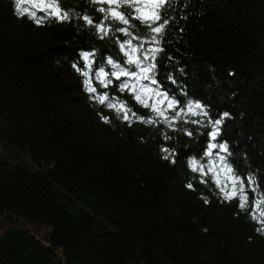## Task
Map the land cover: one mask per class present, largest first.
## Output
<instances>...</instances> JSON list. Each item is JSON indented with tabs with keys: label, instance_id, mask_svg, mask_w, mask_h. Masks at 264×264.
I'll return each mask as SVG.
<instances>
[{
	"label": "trees",
	"instance_id": "trees-1",
	"mask_svg": "<svg viewBox=\"0 0 264 264\" xmlns=\"http://www.w3.org/2000/svg\"><path fill=\"white\" fill-rule=\"evenodd\" d=\"M14 3L0 0V264H264V0H171L154 24L133 20L140 66H154L141 83L167 97L147 103L164 100V116L95 78L115 70L108 55L139 71L119 51L128 36L98 39L75 18L37 27ZM62 4L101 19L86 0ZM80 51L93 53L95 93L71 67L87 70ZM105 92L129 120L98 103ZM211 144L228 150L205 155Z\"/></svg>",
	"mask_w": 264,
	"mask_h": 264
},
{
	"label": "clouds",
	"instance_id": "clouds-1",
	"mask_svg": "<svg viewBox=\"0 0 264 264\" xmlns=\"http://www.w3.org/2000/svg\"><path fill=\"white\" fill-rule=\"evenodd\" d=\"M24 2L31 5L32 8L40 10L46 15H38L37 11L35 10H30L28 7H21L22 3ZM170 2L171 0H86V3L89 6V8L94 9L96 13H99L101 15V19H99V21H97L94 15L90 14L88 10L81 12L75 8L64 9L62 0H15L14 7L16 9V14L20 18H23L24 15L27 14L28 20L32 21L37 27L44 26L46 23H51L53 19L59 22H68L73 18H75L76 20H82L84 28L90 31L98 39L103 40L105 38H110L111 36H115L116 33H123L126 36H128L129 39L125 40L122 43H119V51L125 52L126 47L129 48L130 52H125V55L127 56V65H134L136 68L139 69V71H135L130 67L117 64V62L115 61L112 55H108L106 57V62L108 65H111L113 69H114L113 67L114 65H118L119 66L118 71L122 74L127 73L128 74L127 77L136 78L135 84H131L128 81H124L123 83L120 84L119 89L121 92H124L125 90H129L132 93L133 99L135 101H136V96L138 95L140 97V100L136 102L142 105L143 107L148 108L151 106H145V102L147 101L149 92L145 90L148 89L150 86L146 83H141V81L145 79H152L151 77H149L148 71H144V69H153L154 66L152 64H148L147 67L140 66L142 61L140 60L139 57L135 55L138 49L137 46H134L132 43L133 33L130 29L136 27V25L133 23V20L139 21L143 25H149L150 21L152 22V24H154L155 21L157 20L155 17L158 16L160 19L161 18L160 14L166 11V6L170 5ZM117 24L121 26L117 27L116 26ZM167 24H168V20L163 19V22L160 23L159 25V28L161 29L159 32L155 30L157 27L152 26L148 28L147 34L151 36L152 40H156V36L151 34L152 33L163 34V30L165 29ZM79 56L82 58L84 64L87 66V70H83L80 67H78L76 62H72L71 67L75 71V73L79 74V76L83 78V85L85 90L89 93H94L90 91V88L93 87L91 80V69L93 67V60L91 59V57L93 56V53L89 51H80ZM54 63L55 66L57 67L61 66L59 60H56ZM144 63H146V61H144ZM114 71H116V69ZM99 72H106V71L104 67H100ZM112 72L111 73L107 72L109 73L107 80L108 85H111L113 83L112 79L109 78ZM129 84L134 86L135 88L134 93L132 92L131 87H126V85ZM154 91L156 92L158 91V89L157 90L153 89L152 92ZM104 94H108V93L105 92L102 95ZM99 96L100 95L96 96L95 99L98 101L99 104L101 105L105 104L100 101ZM119 103L126 105L127 102L120 100ZM107 107L109 109H115L116 116L120 120L127 121L130 119L128 112L131 111V108H128V111L125 112L119 107L113 108L108 105ZM152 110L153 112H155L156 115L164 116V112L156 111L153 108ZM176 118L177 117L174 116L172 119H176ZM99 119L104 124L111 123L107 115H99ZM137 119L142 121L143 124L145 125L154 126L157 123L154 116L149 118L138 116ZM163 123L168 125V127H172V124L167 117H165ZM182 131H184V129H182ZM164 139L167 140L170 139V137L165 134ZM164 151L168 154L164 155L163 159L168 160L169 155L171 153L168 149H164ZM210 151L211 148L209 147V150L208 152L205 153V155H208L207 153H209ZM172 163L174 164L175 160H173ZM198 163L199 162L195 158H190L188 160V165L191 168L192 172H196L198 170L197 169ZM200 170H202V168ZM186 187L188 189H191L192 183L191 182L187 183ZM205 202L207 203L206 197H205ZM244 208L245 206L241 207V209ZM258 231L264 234V229H258Z\"/></svg>",
	"mask_w": 264,
	"mask_h": 264
},
{
	"label": "snow or ice",
	"instance_id": "snow-or-ice-1",
	"mask_svg": "<svg viewBox=\"0 0 264 264\" xmlns=\"http://www.w3.org/2000/svg\"><path fill=\"white\" fill-rule=\"evenodd\" d=\"M155 18H156L157 20L159 19L158 16L155 17ZM155 30H156L157 32H159L161 29H160L159 27H157ZM122 46H123V45H122ZM113 67H114V69H116V71H113V72H112L111 77H114L117 81H120V83L118 84V87H119L120 84L124 82V81H121V77H122V76H123V77H127L128 74H127V73H123V74L120 73V72L118 71V69H119V66H118V65H114ZM144 71H148V72H149L150 69H144ZM108 76H109V73H107V72H99V71H98V72L95 74V78H96V80H98V81L100 82V84H101L104 88H107V87L109 86V85H108V82H107V80H108ZM112 82H113V81H112ZM90 83H91V81H90ZM153 83H155V81H153ZM126 87H131L132 92H133V93L135 92V88H134L133 85H130V84H129V85H126ZM90 91H92V92L95 93V92L97 91V89H96V87H92V88H90ZM145 91L151 93V92L153 91V89H152L151 87H149V88L146 89ZM155 94H156L157 96H165V99H167L166 94L160 93L159 91H156ZM99 99H100V101H101L102 103L107 102V105L110 106V107H113V108H115V107H119L120 109H122V110L125 111V112L128 111V108L126 107V105L119 103V101H117V102H112V100H111V98L109 97L108 94L100 95V96H99ZM139 100H140V97L137 95V96H136V101H139ZM162 103H164V100H157L156 103H154V104L151 105V107H152L154 110H156V111H161L160 108L157 107V104L159 105V104H162ZM175 105H176V101H175V100H169V101H168V107H169V108H173ZM145 106H150V105L147 103V101L145 102ZM193 107H195V108H201L202 106H201L200 104H198V103L195 104L194 106H193V105H189V111H192ZM194 123H195V121H194ZM220 123H221V120H216V121H215V124H216V125H219ZM218 132H219V129L217 128L216 131H213V132L211 133L213 139L216 138V136L218 135ZM188 134L191 135L192 133L190 132V133H188ZM209 147H210L211 149L219 147L220 149H223L225 152H227V150H228V147H227L226 144H219V145H217V144H212V145H210ZM207 154H210V152L207 153ZM223 159H224V158L221 157V160H223ZM224 167H225V169H226L227 172H229V173L232 172V168H231L230 166L225 165ZM229 179H232V180H233V190H232L230 193L226 192V193H225V196H226L227 199H232L233 197H236V196H237V190H236V188H235V183H236L237 181H239L240 178H239V177H232V176H230ZM218 183H219V180H218ZM245 201H246V198H242L239 206H240V207L245 206ZM261 215H264V212H262Z\"/></svg>",
	"mask_w": 264,
	"mask_h": 264
}]
</instances>
